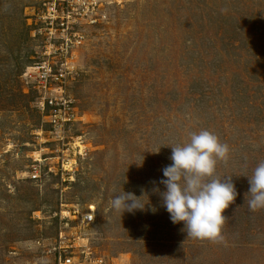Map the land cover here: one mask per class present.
Here are the masks:
<instances>
[{"label":"rangeland","instance_id":"1","mask_svg":"<svg viewBox=\"0 0 264 264\" xmlns=\"http://www.w3.org/2000/svg\"><path fill=\"white\" fill-rule=\"evenodd\" d=\"M40 2L0 0V264H46L59 223L91 206L83 237L105 264H264V210L247 195L264 163V0H70L82 39L70 137L87 154L72 179L35 183V159L54 167L58 150L23 79ZM202 130L229 146L215 178L232 176L238 193L217 242L187 238L154 191L172 147ZM124 192L145 208L114 210Z\"/></svg>","mask_w":264,"mask_h":264},{"label":"built area","instance_id":"2","mask_svg":"<svg viewBox=\"0 0 264 264\" xmlns=\"http://www.w3.org/2000/svg\"><path fill=\"white\" fill-rule=\"evenodd\" d=\"M69 2L41 0L39 19L35 20L34 28L29 26L32 37L40 38V42L35 47L23 79L28 89L37 93L35 107L44 116L48 137L58 148L57 156L52 159L55 161L54 167H42L41 158L35 159L29 175L35 183L43 182L49 175H59L62 182L72 179L78 158L87 154L80 138L70 137V132L81 121V114L69 88L76 74L74 52L82 44V39L74 29L75 20L65 7ZM74 219H64L59 223L53 245L46 252L49 257L46 264H105L93 252L89 240L83 237V230L95 221L94 214L90 211Z\"/></svg>","mask_w":264,"mask_h":264},{"label":"clouds","instance_id":"3","mask_svg":"<svg viewBox=\"0 0 264 264\" xmlns=\"http://www.w3.org/2000/svg\"><path fill=\"white\" fill-rule=\"evenodd\" d=\"M229 146L208 130L193 133L183 146L172 147V163L163 171L159 181L164 191L154 189L162 198L170 221L183 224L187 238L222 241L225 210L237 198L232 176L215 178L218 161L228 158ZM248 178V207L252 212L264 210V163H260ZM142 197V196H141ZM132 193L116 195L112 208L121 213L143 210L146 204ZM155 211V209H153Z\"/></svg>","mask_w":264,"mask_h":264},{"label":"bare ground","instance_id":"4","mask_svg":"<svg viewBox=\"0 0 264 264\" xmlns=\"http://www.w3.org/2000/svg\"><path fill=\"white\" fill-rule=\"evenodd\" d=\"M89 210H90L92 213H94V212H95V209H94V207H93V206H91Z\"/></svg>","mask_w":264,"mask_h":264}]
</instances>
